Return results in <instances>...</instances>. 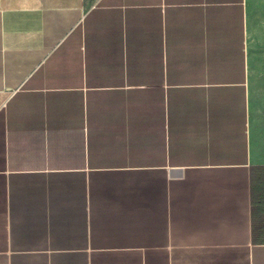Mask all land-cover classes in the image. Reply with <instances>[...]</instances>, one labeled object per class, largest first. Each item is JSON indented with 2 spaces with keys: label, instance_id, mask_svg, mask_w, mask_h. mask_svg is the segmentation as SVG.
I'll return each instance as SVG.
<instances>
[{
  "label": "crops",
  "instance_id": "1",
  "mask_svg": "<svg viewBox=\"0 0 264 264\" xmlns=\"http://www.w3.org/2000/svg\"><path fill=\"white\" fill-rule=\"evenodd\" d=\"M245 0H0V264H264Z\"/></svg>",
  "mask_w": 264,
  "mask_h": 264
},
{
  "label": "rangeland",
  "instance_id": "2",
  "mask_svg": "<svg viewBox=\"0 0 264 264\" xmlns=\"http://www.w3.org/2000/svg\"><path fill=\"white\" fill-rule=\"evenodd\" d=\"M246 52L249 71L257 78L261 88L263 111L260 120L264 124V0H245Z\"/></svg>",
  "mask_w": 264,
  "mask_h": 264
}]
</instances>
